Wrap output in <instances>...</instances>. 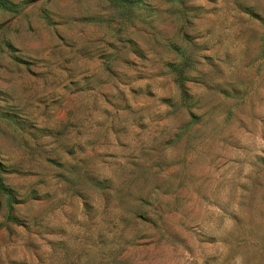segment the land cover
Here are the masks:
<instances>
[{
	"label": "rangeland",
	"instance_id": "374dc122",
	"mask_svg": "<svg viewBox=\"0 0 264 264\" xmlns=\"http://www.w3.org/2000/svg\"><path fill=\"white\" fill-rule=\"evenodd\" d=\"M0 264H264V0H2Z\"/></svg>",
	"mask_w": 264,
	"mask_h": 264
},
{
	"label": "trees",
	"instance_id": "16d2710c",
	"mask_svg": "<svg viewBox=\"0 0 264 264\" xmlns=\"http://www.w3.org/2000/svg\"><path fill=\"white\" fill-rule=\"evenodd\" d=\"M0 7H6V8H8L9 5H8L5 1L0 0ZM0 189H1L3 192H7V191L1 186V183H0Z\"/></svg>",
	"mask_w": 264,
	"mask_h": 264
}]
</instances>
